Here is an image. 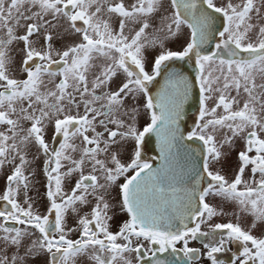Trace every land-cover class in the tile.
Instances as JSON below:
<instances>
[{"label": "snow or ice", "instance_id": "6c2138e0", "mask_svg": "<svg viewBox=\"0 0 264 264\" xmlns=\"http://www.w3.org/2000/svg\"><path fill=\"white\" fill-rule=\"evenodd\" d=\"M186 58L191 81L170 65ZM237 140L228 179L213 166ZM5 167L0 264H225L229 245L231 264H264V0H0ZM225 204L234 219L213 222Z\"/></svg>", "mask_w": 264, "mask_h": 264}, {"label": "flooded vegetation", "instance_id": "af4514ba", "mask_svg": "<svg viewBox=\"0 0 264 264\" xmlns=\"http://www.w3.org/2000/svg\"><path fill=\"white\" fill-rule=\"evenodd\" d=\"M183 42V39H181L180 43ZM179 48V47H178ZM177 48V49H178ZM212 50L214 51V47H212ZM151 53H149V59H151ZM194 59V58H193ZM186 60L189 61V64L195 68V64L194 61H192L191 59H187ZM20 66V58L19 56L16 57V67L19 68ZM196 70V68H195ZM197 71V70H196ZM198 107V105H197ZM197 115V109L193 112H190L188 114L185 115V118L183 120V127H187V128H191L193 127V121L192 119H190L189 117H195ZM144 124V118L140 117L139 119V125L142 127ZM52 137H53V129L51 127H49L47 134H46V139L48 140L49 143H52ZM55 146H58V144H56ZM126 146L128 147V150L124 152V156L123 159L127 160L128 159V155L131 153L132 148H133V144L129 143ZM234 152L238 153V150H235ZM32 153H35V149H32ZM235 158H237V154H232ZM232 155H228V156H232ZM143 158L146 159L148 162L150 163H154V161L156 160V158L150 153L148 147L146 149L143 150ZM229 158H226L225 160H227ZM223 161L221 164H217L214 165V168L217 169H221L223 174L226 176V178L231 179L233 174H234V170L236 169L237 166H235V168L233 169L232 166H234V163H232V161ZM42 162H43V157L40 156L38 159L35 160V166L37 169V173L35 176V186L38 188L40 197L42 199L41 202L37 201V206L39 207L41 212H44V204H45V199H44V193H45V177L42 174ZM238 162V161H236ZM223 165V166H221ZM35 166L33 165L32 170H34ZM1 173V170H0ZM10 174V170L8 172H6L5 174H3V176L0 178V189L1 188H5L6 186V176ZM249 173L246 171L245 173V178H248ZM122 182V181H121ZM34 189V188H33ZM32 189V190H33ZM113 197H115V192H113ZM211 203L213 204H219L220 202L218 200H214L211 201ZM0 207H3V202H0ZM232 205L230 204H225L222 206L223 211L225 212L224 216H220V217H216L214 218L213 222H228L229 220H233L234 217L232 216ZM127 217L123 214H120L118 211L116 212V214L113 217V220L111 221V227L113 231L118 230V226L120 223H122L124 220H126ZM250 220V218H249ZM74 223L73 218L69 217V225H72ZM256 235H259V232L255 233ZM190 246L192 247H199V243L198 242H193L192 244H190ZM179 247V246H178ZM237 251V246L236 245H229V250L225 251L223 253L218 254V257L222 260L225 261V264H231V258H233L234 254ZM177 264H179V254L177 257ZM203 264H207V261H204Z\"/></svg>", "mask_w": 264, "mask_h": 264}, {"label": "water", "instance_id": "95a60500", "mask_svg": "<svg viewBox=\"0 0 264 264\" xmlns=\"http://www.w3.org/2000/svg\"><path fill=\"white\" fill-rule=\"evenodd\" d=\"M220 27V21L217 20L216 24H215V28H219ZM214 43V42H213ZM213 45H208L205 49V51H207V48H211ZM171 67L175 68L177 72H180L182 75L187 76L188 79L191 81L195 75H196V70L194 67H191L189 65L188 60H184V61H176V62H170ZM158 80L160 81V83H163V76L158 77ZM159 85H156V87L153 89V92H155L156 90H158ZM197 92V88L193 89V95H190L189 97V102L184 106V111L185 114L189 113L190 111L196 109L197 104H196V100H195V93ZM181 127H182V122H181ZM196 146V145H194ZM148 149L149 151L155 155L159 160V148L156 144V138L155 136H152L149 141H148ZM184 161L181 160V163H183ZM161 163V160L159 162H154L153 166L154 167H158Z\"/></svg>", "mask_w": 264, "mask_h": 264}, {"label": "rangeland", "instance_id": "374dc122", "mask_svg": "<svg viewBox=\"0 0 264 264\" xmlns=\"http://www.w3.org/2000/svg\"><path fill=\"white\" fill-rule=\"evenodd\" d=\"M179 46H180V41H179V42H174V43H170V44H169V47L172 48L173 50H176ZM152 55H154V53H151V56H152ZM19 58H20V57H19ZM191 60L194 61V59H191ZM128 147H129V146H125V148H124L122 151H123V152L127 151V150H128ZM242 148H243V143H242V141L237 140L236 143L232 146V150H231V152H230L229 155L237 154V153L234 152V151H235V150H238V149H239V151H240V150H242ZM33 154H34V153H32V154L30 153V154H29V159L32 158V155H33ZM227 158H229V159H227V160H225V161H232V163H234V166H232V168L234 169L235 166H237V163H238V162H236V161H237V158H235L233 155H232V156H227ZM33 165L35 166V161H34ZM221 166H223V165H221ZM8 171H9V168H8V167H5L4 169H2V170H1V173H0V178L3 176V174H5V173L8 172ZM34 171L37 173L36 166H35V168H34ZM4 190H5V188H1V189H0V193H2ZM29 195L33 196L34 198H37V201H39V202L42 201V199H41V197H40V194H39V191H38V188H37V187H34V189L29 193ZM35 264H40V262H39V261H36Z\"/></svg>", "mask_w": 264, "mask_h": 264}]
</instances>
